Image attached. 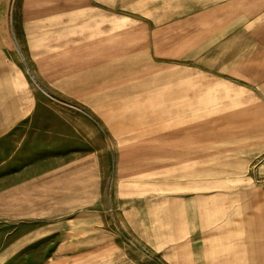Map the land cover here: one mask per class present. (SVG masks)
Returning <instances> with one entry per match:
<instances>
[{
	"label": "rangeland",
	"instance_id": "1",
	"mask_svg": "<svg viewBox=\"0 0 264 264\" xmlns=\"http://www.w3.org/2000/svg\"><path fill=\"white\" fill-rule=\"evenodd\" d=\"M205 1L0 0V264L64 257L53 255L58 237L81 239L92 217L95 231L98 213L113 229V199L129 186L152 198L190 188L160 185L167 172L180 180L194 166L202 179L262 161L213 158L208 145L226 135L258 152L264 126L196 125V22L214 9ZM244 1L231 0L234 13ZM180 151L195 158L172 157ZM135 204L122 209L139 216ZM133 225L144 244L142 216ZM121 258L165 264L139 248Z\"/></svg>",
	"mask_w": 264,
	"mask_h": 264
},
{
	"label": "crops",
	"instance_id": "2",
	"mask_svg": "<svg viewBox=\"0 0 264 264\" xmlns=\"http://www.w3.org/2000/svg\"><path fill=\"white\" fill-rule=\"evenodd\" d=\"M207 1L201 6L212 4L214 9L207 12L206 20L196 22V125L264 126V0H246L236 13L231 0ZM197 15L201 14L196 10ZM209 141L213 158H239L248 165L249 159L261 156L262 161L251 171L249 167L233 171L230 162L228 174L202 179L196 178L194 166L189 176L180 180L177 171L167 172V181L160 185L190 188L152 198L147 193L138 195L129 186L127 199H113L112 218L119 220L118 225L112 224V229L107 222L106 229L104 213H98L96 230L89 227L93 217L89 224L84 220L87 233L79 240L61 231L53 255L64 257L51 263L72 264L74 253L87 256L93 264H122V256L137 254L139 248L144 249V255L159 251L165 264H264V139L255 153L250 152L246 138L234 140L224 135ZM197 142L196 158H200ZM177 153L172 157L195 158L192 151ZM122 189L119 186V192ZM96 191L101 192L100 183ZM104 201L102 198L98 205L104 207L103 212ZM135 203L141 206L139 216L134 209H122L136 207ZM140 216L144 244L133 234L138 229L133 224ZM124 218H128L127 224ZM253 238L257 246L250 241Z\"/></svg>",
	"mask_w": 264,
	"mask_h": 264
}]
</instances>
